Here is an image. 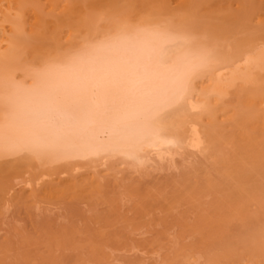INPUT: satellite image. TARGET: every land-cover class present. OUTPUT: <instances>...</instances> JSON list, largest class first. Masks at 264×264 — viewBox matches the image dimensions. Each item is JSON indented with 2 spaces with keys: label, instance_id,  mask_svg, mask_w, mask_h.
Masks as SVG:
<instances>
[{
  "label": "bare ground",
  "instance_id": "6f19581e",
  "mask_svg": "<svg viewBox=\"0 0 264 264\" xmlns=\"http://www.w3.org/2000/svg\"><path fill=\"white\" fill-rule=\"evenodd\" d=\"M178 1L182 2V5H178L179 7L176 5L174 9H180L171 14L168 8H164L166 5L164 6L163 2L162 8L161 5L158 6L157 0V3H152L159 9L151 3L152 9L149 8L150 5H146L147 12H143L145 2L143 7L140 4L141 7L136 5L135 7L138 8L134 10H137V16L134 10L127 12L123 6L120 10L118 8L120 4L115 8L116 13L111 8L108 13L105 8L101 11L102 6L101 8L99 6L98 10L96 8L97 12L95 8L92 10L89 7L87 10L91 9L89 12L94 13L88 16L86 10L87 12L83 13L86 17H81L82 21L79 19L81 15H78L77 20L81 21L79 26L75 25L77 21L74 23L73 19L71 20L74 24L68 22L64 27L59 25V33H62L61 29L64 31L65 28L72 27L66 29L67 33L62 36L63 40L65 39L62 49L59 47V50L60 44L55 42L63 40L56 39L57 35H54L55 42L52 38L50 42H46L48 38L39 41L40 47L44 46L41 47L43 49L39 50L40 52H35L39 45L34 41L37 45L36 49L33 47L34 44H31V48L33 47L35 51L28 50L27 53L30 52L31 57L26 58L24 48L28 44L24 41L34 38L32 36L42 25L39 22L40 17L38 13H34L35 7L33 13L37 16L35 18L34 15L36 20L33 24H41L40 26L36 24L32 28L33 24L29 22L28 25L26 21L28 15L32 16L30 8L27 7L29 0L9 2L5 0L9 5L6 4V8L4 3V6H0L5 9L0 10V175L30 176L32 180L29 177V180L25 181L26 185H31L33 178L40 181L55 174L64 175L84 168L89 170L105 165L113 166L115 162L120 163L119 166L127 165L133 169H142L141 171L157 165L159 168L164 164H167L164 165L165 167H171L170 164L175 166L173 164L178 159L188 161L202 158L207 162L211 160L226 162L224 150L228 143L231 144L227 143L231 136L227 135L228 131L224 134L222 127H226L227 124L229 127L233 126L230 123L231 119L237 117L233 109L243 110V113L238 112L243 114V118L248 117L245 120L248 122L251 115L257 112V108L260 112L259 104L264 102L259 101L258 107L256 103L254 107L253 102L257 98L264 99L262 97L264 96V30H254L249 33L246 30L247 35L244 34L246 37L231 41L230 38L237 36L234 35L236 29L240 28L239 25L233 26L235 24L231 28V25L229 26L231 20L233 19L234 22L236 17L226 18L225 16L230 13L224 14L217 8V12L224 14L222 18L229 19L231 23L228 26L225 23V27L221 26L219 29H215L213 25L214 28L210 29L207 26L206 29L202 25H206L207 19H202L204 21L202 23V20L197 18L201 10L198 9L199 4L193 5L195 0ZM207 1H203L204 5L201 3V6L205 7ZM140 2L142 4V0H139ZM68 4L71 6L70 3ZM209 6H206L205 10L209 11ZM243 6L245 7L244 4ZM118 9L120 11L117 12ZM236 11L239 12L238 9ZM231 15L233 16L232 13ZM237 16L239 17V14ZM214 18L217 20L218 16ZM196 19L202 24L199 22L197 25ZM237 19L240 21V18ZM219 21L224 23L225 20L219 19ZM62 22L60 23L63 24ZM105 22L107 26L103 24ZM262 23L264 24L263 21ZM255 24L257 25L256 22ZM27 26L32 27L29 29ZM57 27L55 26L56 29ZM86 30L89 32L85 34ZM231 31V34L234 33L233 36H230ZM47 32L45 33L48 35ZM42 33L44 31H41ZM43 42L48 46L43 45ZM54 45H57V49ZM237 95L248 96L251 99L250 104H253H247L249 100L247 99L246 102L245 99L243 105L248 106H242L241 109V102L239 103L237 99L238 107L235 109L233 107L235 104L229 102L231 99L234 101ZM263 106L260 107L263 110H261L262 118ZM244 107L248 110L244 111ZM240 117H238L239 121L242 118ZM220 133L225 136L222 137ZM226 136L227 141L221 140V137ZM221 142L227 144L223 146ZM199 162L201 163V160ZM249 163L243 166L247 170L253 166ZM196 166L198 165L195 164V168ZM230 174L233 175L231 172ZM238 174L241 176L240 172ZM243 175L249 176L248 179L245 177L248 182L251 177L250 172ZM239 177L236 176L235 179L238 180ZM241 178L243 180V176ZM241 187L248 195L251 193L250 190L254 189L247 192L245 186ZM258 233L255 234L257 237H259ZM250 234L243 239L249 243H241L244 244L241 246H247L246 250L248 247H253L250 246L252 242ZM259 234L260 237H264L263 233ZM248 238L249 240H246ZM257 245L255 242L256 255L258 253L260 255L262 251L258 252ZM232 249L234 250V246L229 249L232 252L228 251L227 254H237L238 250L234 252ZM256 249H253L251 254ZM177 251L179 248L176 253ZM187 251L189 250H186V256L192 252L187 253ZM248 253L249 257L250 252ZM253 256L256 257L254 254ZM250 257L243 260H241L243 257L240 260L236 258L238 261H232L233 263L232 257L231 263H226L227 259L223 263L264 264L259 260L261 256L253 260ZM222 258L223 256L217 257L221 262ZM217 261L219 262L216 260V263L211 264H217Z\"/></svg>",
  "mask_w": 264,
  "mask_h": 264
},
{
  "label": "rangeland",
  "instance_id": "374dc122",
  "mask_svg": "<svg viewBox=\"0 0 264 264\" xmlns=\"http://www.w3.org/2000/svg\"><path fill=\"white\" fill-rule=\"evenodd\" d=\"M9 1L11 0H7V2ZM187 1L190 2V0ZM203 1L206 2L207 0ZM203 1L197 0L196 2L195 0L193 5L199 4L201 6ZM152 2H159L157 4L158 6L161 5V8L163 7L161 4L163 2V5H166L164 8H168L167 10H169L170 14L177 12L180 8L176 10L174 8L180 4L182 5V2L180 3L178 0H157V2L153 0ZM152 2L151 0H142L141 4L139 0H29L27 7L31 9L29 11L33 17L31 15L30 17L28 12V16H25L27 24H33L38 15L41 20L39 22L42 25L40 28H37V32L34 30L39 35L37 34L36 36L34 33L35 36H32L34 38H30V41H24L25 44H28L26 47L24 46V53L27 54L26 56L24 54V56L26 58L31 57L30 52L29 54L27 52L30 49L31 51H35L37 46L35 43L39 45V41L42 42V40L48 38L46 42H50V39L55 37L56 39L61 38L63 40L64 37L62 38V36L65 32L67 33L66 29H71L72 27H67L64 31L61 29L62 33H59V25H63L62 27H64L65 23L74 24L77 21L75 25L79 26V22L82 21L81 17H86L83 13L88 11V16L90 15L91 12L89 11L91 9L87 10L89 7L92 10L94 8L98 10L102 6L103 9L101 8V11L106 9L109 13L110 11L108 10L110 8L111 10L114 9L115 12L117 4H120L118 8L122 10L124 7V10L128 12L129 10L133 11L136 5L139 6L140 4L143 7L144 4L143 12H147L148 6L146 5H150L149 8L152 9ZM0 3H2L0 6L5 5V8L9 5L5 0H1ZM173 5L174 7H171ZM199 5L198 9H201L199 10V14H203L201 16L197 14V18L198 20L199 18L200 20L207 19L206 25H202L206 29L207 26L210 29L214 27L215 29H219L221 26L225 27V23L228 26L231 22L229 19L222 18L224 14H233V16H230V14L226 15V18L236 17L234 22L230 18L232 19V23L229 26L231 25V28L235 24L233 26L239 25L240 28L236 29L235 34L233 33L237 36L236 38H230L231 41H235L240 37H246L247 33L254 30H264V24L262 23V21L264 22V18H262L264 16V0H208L205 7L203 6L204 4L201 8ZM99 6L100 8H98ZM120 6L123 7L120 8ZM206 6H209L210 12L207 9L205 10ZM154 7L159 9L157 5ZM202 7H204L203 11ZM213 7L216 8V11L213 10ZM3 8L0 10H5ZM34 8V13H38L37 15L33 13ZM217 8L219 11L222 10L221 12H224V14L221 15V12H217ZM119 9L117 12L120 11ZM63 10L65 11L64 13ZM195 12H197L196 9ZM92 13L94 12L92 11ZM134 13L136 15L137 10H134ZM213 14H215V17L218 16L221 21L225 20L224 23L220 22L218 18L216 20ZM238 14L239 17L237 16ZM78 15H81L79 18L81 21L77 20ZM140 15H138V18ZM193 15L191 16L193 17ZM202 16H205V18ZM30 18L32 19L30 20ZM237 18H240V21ZM199 22L201 23V21H198L197 25ZM202 23H204L203 20ZM259 23L262 24L260 25ZM36 24L40 26L39 23ZM103 24L107 26L106 22ZM254 24L258 28L254 27ZM35 25L33 24V27H31L34 28ZM55 26H58L57 29ZM76 26L75 28H78ZM28 27L31 29L30 26ZM53 27L60 35L56 33ZM32 31L30 30V32ZM41 31H44V33L41 34ZM87 32L89 31L86 30L85 34ZM233 34L230 36H233ZM54 35L57 36L53 37ZM37 37L38 39H36ZM32 39L33 42H31ZM56 39H53L54 42ZM64 40L55 42L56 44H60L58 49L59 47L62 49V45L65 43ZM34 41L36 42L34 43ZM31 44H34L33 47L35 49L31 48ZM45 46L48 45L45 44ZM38 47L35 52L43 49L41 47L44 46L41 45L40 47L39 45ZM66 47L68 46L66 45ZM51 48L53 49V47ZM46 50L48 49L46 48ZM247 97L246 95L240 97L237 95V98L235 97L234 101L231 99L229 104H235L233 107L236 109L238 107V105L236 106L238 99V102H241H239L241 104L239 105L243 109L242 106H245L243 102H247V99L249 100L247 104L251 105L254 103V107H256V104L258 107L259 101H264V99L258 100L257 98L256 101L258 100V103L255 101L250 104L251 99ZM263 105L264 102L259 104L261 108ZM260 107V112H258V108L257 112L254 111L256 112L253 113L254 115H251L250 112L251 118L249 117L250 120L248 119V122H245L248 117L243 118V114L238 112H242L243 110L239 109L236 111L233 109V113H237V117L231 119L232 122H230L233 126L229 127V124H227V128L222 127L223 131H225L223 132L224 134L228 131L229 134L227 135L231 136L230 140L227 141V136L222 138L225 135L220 133L223 135L221 140L224 139L227 143H231L223 144L221 142L223 146L227 144L226 149L222 146L225 149L224 151H226V153L223 152L225 153L226 162L218 160L207 162V160L197 158V162L201 160L199 165L194 159L195 162L192 159L188 161L184 159L186 163L193 161L192 164H188L189 167L185 165L186 163H184L183 159L181 161L178 159L173 164L175 166L170 164L171 167H165L164 165L167 164H164L161 166L162 169L157 165L152 166V168H144V171H141L142 169H133V167L127 165L119 166L120 163L115 162L113 166L108 165L107 167L105 165L107 169L105 166L95 169L90 168L89 170L84 168L77 172L70 171L64 175L55 174L40 181L33 178L31 185H26V181L29 180L30 176H5L4 174L3 176L6 177V180H4L1 174L0 264H179L180 261V264H184L185 262L186 264L188 262V264H211L216 263V260H219V262L217 261L218 263L225 264L223 263V261L226 262L225 259H227L226 263H228L230 262V258L233 257L231 262H237L242 257L241 260L245 258L249 259L250 256L252 260L259 259V256H261L259 260L264 263V254L261 255V253H264V237H260L261 235L259 234H264V157H262L264 156V117L262 118V109ZM239 116L243 120L240 117L239 121ZM249 162L253 166L247 170L243 166ZM176 163H178V167H176ZM193 163L198 166L195 168L194 164L193 167ZM243 169L250 172L251 177L248 182L245 179L246 176L243 175V173L248 172ZM239 172L241 176L238 174ZM58 175L60 179L57 178ZM248 175L247 177H249ZM19 176L20 178H18ZM62 176L63 178L61 179ZM236 176L237 178L240 176L238 180H236ZM242 176L245 181L242 180ZM241 186H245L247 192L250 189H254L250 190L251 193L248 195ZM260 230L262 232H259ZM254 231L259 232V237L255 235L257 233ZM249 233H251L250 236L252 235L253 239H251V245L249 244L250 246L253 245V247H248L250 251L245 249L246 245L244 247L241 246L244 245L241 244L245 242L243 240L244 237L248 236ZM246 240H249V238ZM255 242L258 244V252L262 251L260 255H258L259 253L256 255ZM247 243L249 242L246 241L245 244ZM232 246H234V250L240 252L237 251V254L232 253L233 255L231 253L227 254L228 251L232 252L229 250ZM178 248L179 251L177 252H181L180 254L176 253ZM253 249H256V251H253L256 257L251 254ZM186 250L193 251L190 252L191 254L187 251L189 254L186 256ZM241 250L250 252L249 257L247 255L248 252H242ZM239 253H243L244 255L242 256L241 254V257ZM182 255H184V258L181 259ZM214 256L216 257L214 258ZM222 256L221 262V258L217 259V257ZM229 256L231 257L229 258ZM172 257H174L173 260L175 261L171 259ZM176 257L177 259H175Z\"/></svg>",
  "mask_w": 264,
  "mask_h": 264
}]
</instances>
